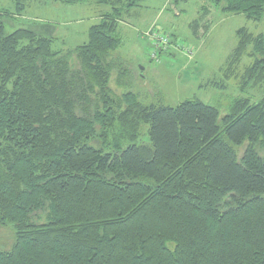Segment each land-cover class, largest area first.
<instances>
[{"label": "trees", "instance_id": "trees-1", "mask_svg": "<svg viewBox=\"0 0 264 264\" xmlns=\"http://www.w3.org/2000/svg\"><path fill=\"white\" fill-rule=\"evenodd\" d=\"M10 1L14 11H0V229L13 241L0 264H264V89L258 101L233 98L221 119L198 100L146 104L117 91L129 88L112 60L120 23L144 0H45L104 8L87 42L66 51L54 50L49 23L7 32L36 0ZM205 1L264 17V0ZM235 35L226 71L246 55L239 92L264 88V37Z\"/></svg>", "mask_w": 264, "mask_h": 264}, {"label": "rangeland", "instance_id": "rangeland-1", "mask_svg": "<svg viewBox=\"0 0 264 264\" xmlns=\"http://www.w3.org/2000/svg\"><path fill=\"white\" fill-rule=\"evenodd\" d=\"M201 8L208 11L205 19ZM2 10L13 12L12 2L0 0ZM102 10L103 7L88 3L66 6L36 0L22 16L14 17L16 24H6V31L29 23H49L54 27V50H73L87 42V31L99 23ZM201 19L195 33L192 24ZM153 27L166 38V43L152 44L144 36ZM242 28L264 37V17L253 22L242 15H226L205 0H144L130 18L120 23L122 44L112 58L116 71L125 73L123 82L129 89L117 87L115 73L111 87L120 88L119 93L130 90L146 104L162 103L172 108L187 100H198L216 108L221 119L233 98L258 101L263 95L261 86L239 92L240 78L251 63L248 56H243L235 69L226 71L237 45L235 34ZM139 140L146 142L147 136ZM12 241L11 231L0 229V250H9Z\"/></svg>", "mask_w": 264, "mask_h": 264}, {"label": "built area", "instance_id": "built-area-1", "mask_svg": "<svg viewBox=\"0 0 264 264\" xmlns=\"http://www.w3.org/2000/svg\"><path fill=\"white\" fill-rule=\"evenodd\" d=\"M144 36L146 38H148L149 41L152 42V44L154 41L155 42L158 41V43H162L165 41V43H166V38L163 37V35L160 34V32L156 30V27H153L152 29H150ZM153 46H155L154 48L158 51V47L156 46V43ZM187 53H188V51H187ZM191 54L188 53V55H191Z\"/></svg>", "mask_w": 264, "mask_h": 264}, {"label": "crops", "instance_id": "crops-1", "mask_svg": "<svg viewBox=\"0 0 264 264\" xmlns=\"http://www.w3.org/2000/svg\"><path fill=\"white\" fill-rule=\"evenodd\" d=\"M178 1L180 2V1H186V0H178ZM98 18H99V16H98Z\"/></svg>", "mask_w": 264, "mask_h": 264}]
</instances>
